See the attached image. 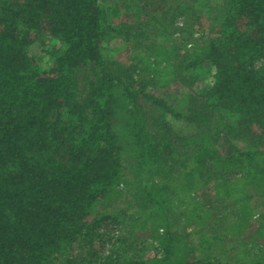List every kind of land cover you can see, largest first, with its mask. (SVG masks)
<instances>
[{
    "label": "trees",
    "instance_id": "trees-1",
    "mask_svg": "<svg viewBox=\"0 0 264 264\" xmlns=\"http://www.w3.org/2000/svg\"><path fill=\"white\" fill-rule=\"evenodd\" d=\"M218 1L212 37L177 61L186 84L210 81L189 98L188 115L109 66L104 46L120 33L102 0L0 2V264H217L211 255L198 262L195 246L182 249L172 227L180 193L200 200L199 246H231L239 262L242 243L260 238L264 254V225L253 227L251 207L264 201V67L256 65L264 0ZM44 35L61 45L47 68L32 54ZM170 118L198 132L181 136ZM122 122L138 147L131 173L163 185H137L135 193L151 232L163 231L162 257L102 259L87 246L88 219L127 181ZM233 140L253 147L241 151ZM249 171L260 176L250 174L254 193L245 196L235 176Z\"/></svg>",
    "mask_w": 264,
    "mask_h": 264
},
{
    "label": "rangeland",
    "instance_id": "rangeland-1",
    "mask_svg": "<svg viewBox=\"0 0 264 264\" xmlns=\"http://www.w3.org/2000/svg\"><path fill=\"white\" fill-rule=\"evenodd\" d=\"M218 2V0H102L110 23L120 33L104 46L107 63L114 68L121 67L123 71H129L134 81L148 85L150 94L166 102L176 112L188 115L189 98L197 97L210 81L197 83L193 87L186 84L185 78L178 74L177 61L194 52L196 47L204 45L212 37L217 29L213 14L214 9L219 7ZM143 7L149 8L145 11ZM138 35H143L144 38L135 39ZM60 50L61 45L58 41L44 35L33 46L32 54L40 67L47 68ZM256 65L264 67V51L257 59ZM80 80L84 84L83 77ZM170 123L181 136L191 137L198 132V129L185 121L170 118ZM216 123L218 122L210 126L213 130ZM117 129L122 137L120 145L126 165L123 173L127 181L119 188L120 194L112 203L100 205L88 219L93 229L90 236L93 242L87 246L88 248L92 246L93 253L102 259L110 256L142 260L162 257L159 238L163 231L160 230L159 234L151 232L149 229L151 222L145 215L146 211L137 206L135 193L137 185L148 184L150 189L155 190H160L163 185L160 179H153L150 182L146 178L142 181L136 180L131 170L136 162L134 156L138 147L127 135L129 130L124 122L118 124ZM233 143L241 151L253 147L240 140H233ZM250 174L255 178V182L258 175L260 176L256 171L235 176V182L245 196L254 193L248 189L255 183ZM177 196L181 197V201ZM172 198L174 199L172 227L180 234L182 249L189 251L191 246L197 247L195 255L199 258L198 262L211 255L213 262L217 264H264V254L259 252L262 244L260 238L253 244L242 243L239 250L244 257L239 262L232 260L231 246L224 248L214 244L212 251H206V246H199L198 243L204 241L200 231L205 227L204 221L200 218V200L183 196L181 193ZM251 207L254 209L253 227L264 225V201L255 198L251 201ZM106 216L107 219L102 218ZM61 260L62 257H58L55 263Z\"/></svg>",
    "mask_w": 264,
    "mask_h": 264
}]
</instances>
